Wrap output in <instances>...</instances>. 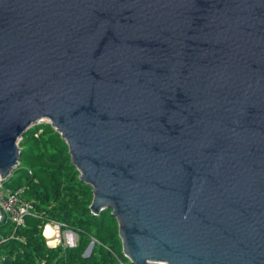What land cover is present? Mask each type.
Listing matches in <instances>:
<instances>
[{"label": "water", "instance_id": "95a60500", "mask_svg": "<svg viewBox=\"0 0 264 264\" xmlns=\"http://www.w3.org/2000/svg\"><path fill=\"white\" fill-rule=\"evenodd\" d=\"M45 121L132 264H264V0H0V181Z\"/></svg>", "mask_w": 264, "mask_h": 264}, {"label": "trees", "instance_id": "16d2710c", "mask_svg": "<svg viewBox=\"0 0 264 264\" xmlns=\"http://www.w3.org/2000/svg\"><path fill=\"white\" fill-rule=\"evenodd\" d=\"M22 141L20 164L9 178L15 180L14 189L9 190L24 188V198L34 210L23 226L13 225L0 240V264L124 263L118 222L112 210L92 214L93 189L80 180L61 135L43 123L29 129ZM51 223L76 232L78 246L50 248L44 231ZM93 239V252L85 257Z\"/></svg>", "mask_w": 264, "mask_h": 264}, {"label": "built area", "instance_id": "2783aa9c", "mask_svg": "<svg viewBox=\"0 0 264 264\" xmlns=\"http://www.w3.org/2000/svg\"><path fill=\"white\" fill-rule=\"evenodd\" d=\"M24 194V188L11 191L4 188V181H0V227L9 222L16 228L25 224V219L32 214L34 206L33 203L24 198ZM50 225H53V230L47 235V228L48 226L51 228ZM44 234L50 248L62 246L65 249H73L78 246V234L69 228H65L62 224L52 223L47 225ZM93 242L96 243V240L93 239Z\"/></svg>", "mask_w": 264, "mask_h": 264}, {"label": "rangeland", "instance_id": "374dc122", "mask_svg": "<svg viewBox=\"0 0 264 264\" xmlns=\"http://www.w3.org/2000/svg\"><path fill=\"white\" fill-rule=\"evenodd\" d=\"M47 121H45V122H43V123H46ZM43 123H41V124H43ZM22 140L21 141H19V144L20 145H22ZM20 145H19V147H20ZM21 148V147H20ZM15 181V180H14ZM14 181H11V180H9V178L8 179H6L5 181H4V188L5 189H14ZM52 224V223H51ZM54 225V224H53ZM53 225H50L51 226V228L48 226V228H50V232L47 234V235H49L50 233H51V231L53 230ZM12 223L11 222H9V223H7V224H3L2 225V227H0V240L2 239V236H5V235H7L8 233L7 232H9V231H11L12 230ZM91 244V243H90ZM100 247V243H97V248H99ZM123 252V251H122ZM125 256V255H124ZM124 260V263L125 264H132L131 262H130V260L125 256V259H123Z\"/></svg>", "mask_w": 264, "mask_h": 264}, {"label": "bare ground", "instance_id": "6f19581e", "mask_svg": "<svg viewBox=\"0 0 264 264\" xmlns=\"http://www.w3.org/2000/svg\"><path fill=\"white\" fill-rule=\"evenodd\" d=\"M50 232V228H47V234Z\"/></svg>", "mask_w": 264, "mask_h": 264}]
</instances>
